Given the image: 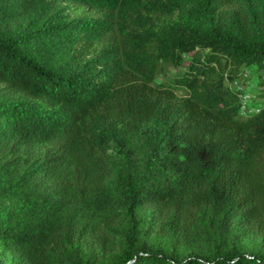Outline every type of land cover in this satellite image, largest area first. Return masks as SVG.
<instances>
[{"label": "trees", "instance_id": "1", "mask_svg": "<svg viewBox=\"0 0 264 264\" xmlns=\"http://www.w3.org/2000/svg\"><path fill=\"white\" fill-rule=\"evenodd\" d=\"M252 66L264 0H0V264H264Z\"/></svg>", "mask_w": 264, "mask_h": 264}, {"label": "rangeland", "instance_id": "2", "mask_svg": "<svg viewBox=\"0 0 264 264\" xmlns=\"http://www.w3.org/2000/svg\"><path fill=\"white\" fill-rule=\"evenodd\" d=\"M244 72L245 78L243 81L238 83H232L230 86L235 90H242L241 97H242V104L245 105L247 109L253 111L254 109L257 110V107L261 108L264 104V98L258 97L257 93L259 91V79H258V71L256 70L255 66L247 68ZM243 83H247V85H243ZM241 86V87H239ZM254 97L256 100H254Z\"/></svg>", "mask_w": 264, "mask_h": 264}, {"label": "built area", "instance_id": "3", "mask_svg": "<svg viewBox=\"0 0 264 264\" xmlns=\"http://www.w3.org/2000/svg\"><path fill=\"white\" fill-rule=\"evenodd\" d=\"M243 85H247V83H243L242 86H243ZM239 87H241V86H239ZM259 110H260L259 107H257V111H250V110H249V111H248V115H251L252 113H256V112H258Z\"/></svg>", "mask_w": 264, "mask_h": 264}]
</instances>
